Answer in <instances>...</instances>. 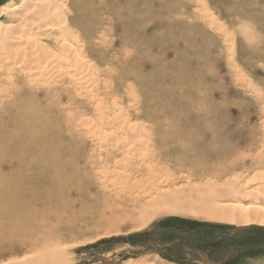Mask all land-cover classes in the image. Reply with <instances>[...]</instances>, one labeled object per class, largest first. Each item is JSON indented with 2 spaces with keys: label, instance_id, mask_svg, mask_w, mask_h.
<instances>
[{
  "label": "rangeland",
  "instance_id": "1",
  "mask_svg": "<svg viewBox=\"0 0 264 264\" xmlns=\"http://www.w3.org/2000/svg\"><path fill=\"white\" fill-rule=\"evenodd\" d=\"M13 1L20 2L0 0V21L11 19L2 7ZM69 4L68 24L76 36L72 44L79 36L81 46L67 52V63L79 55L82 66L77 71L67 66L65 88L70 87L61 104L76 117H55L59 126L46 136L22 134L31 140L24 153L32 160L0 163V203L21 199L37 181L58 177L70 176L68 198L76 201L80 186L87 196L101 193L104 180L122 187L128 179L124 174L134 167L141 171L130 180L147 184L154 173L164 185H172L175 177L186 184L189 176L198 185L224 178L228 168H234L229 175H251L264 167V161L257 163L264 158V0ZM16 67H11L14 73ZM77 72L78 82L72 78ZM131 130L137 134L132 140L127 138ZM105 133H113L114 141L103 140ZM39 137H48L54 149L48 147L50 154L40 161L34 158L39 147L32 144ZM43 162L49 163L48 171L40 168ZM115 206L113 211L102 206L83 210L86 205L75 203L73 211L49 217L44 229L2 244L18 251H6L0 264H264L263 225L170 212L143 225L138 214L125 215V205Z\"/></svg>",
  "mask_w": 264,
  "mask_h": 264
},
{
  "label": "bare ground",
  "instance_id": "2",
  "mask_svg": "<svg viewBox=\"0 0 264 264\" xmlns=\"http://www.w3.org/2000/svg\"><path fill=\"white\" fill-rule=\"evenodd\" d=\"M2 11L11 13V17H9L11 19L7 20L10 22L0 21V78L5 74L4 81L0 80V163H12L18 160L26 163L25 158L29 162L32 160V155L24 153L31 140L23 137L22 134L29 137L45 135L46 132L47 135L59 126L56 124L55 117H60L62 120L63 118L66 120L69 117H76L75 113L65 112L66 108L62 106L61 100L64 99L65 91L70 87L65 88V84H68L66 75L70 73V68L68 69L67 66L75 68L74 71L82 66V60H77L79 55L76 60L74 59L75 63L68 64L67 52H71L72 47L79 48L81 45L79 36L77 41H74V46L72 44L71 37L76 36L68 24L73 12L69 0H20L19 3L13 1L3 6ZM84 63L83 60V66H86ZM12 66L18 67L17 73H14ZM80 73L77 72L72 76L74 81L78 82L77 79L81 78ZM25 99L28 100L23 101ZM107 119L109 120V118ZM73 125L78 127L79 122L74 121ZM56 132L59 134L58 131ZM61 133L58 137L61 136ZM128 134L127 138L131 140L137 136L132 130ZM52 137L50 140L54 139ZM58 137L56 139L59 140ZM101 137L108 141L113 140L115 136L113 133H105ZM47 138L40 139L39 137L36 142H32V144H36L35 148L39 147L34 151V158L38 157L39 161L40 156H46L47 152L50 154L48 149H53L52 146L50 147L51 142L46 140ZM97 140L99 141V138ZM55 141L59 145V142ZM128 141L126 142L129 143ZM125 144L122 145L125 147ZM118 145H115L117 146L115 151H121L119 150L121 147ZM149 153L151 152L149 151ZM53 158H51L52 161ZM148 158L151 159V157ZM263 161L264 158L257 159V163ZM40 165L42 171H48L51 168L48 162H43ZM57 166L59 165L57 164ZM143 166L145 165L143 164ZM233 169L229 171L228 168L224 178L213 177V180L207 179L198 185L191 183L190 176L186 180V184L181 185L178 181L181 178L175 177L172 179L174 182L172 185L169 183L164 185L162 181H157V176L154 173L151 181L147 184V181L144 182L136 178L134 181L130 180L133 178V173L141 171L140 168L134 167L130 172L125 170L127 173L124 175L128 179L125 180L126 184H122V187H117L114 183L107 184V180H104L101 193L100 190L91 195L88 192L89 196H87L88 190L80 186L77 191L75 190L78 195L76 201L68 198L71 192L68 191L69 187L66 189V186L72 182L70 176L50 178L51 181L48 182L39 179L40 181L27 187V191L23 194L24 196H21V199L17 197L18 200L12 199V202L0 203V256L6 251H18L13 247L3 248L2 244L9 242L8 240L19 239L20 236L21 238L27 237L30 233L42 229L47 225L49 217H58L60 211L67 208H71L73 211L75 203L86 205L83 210L89 206H102L104 211L105 209L113 211L115 205H125L124 208H127L124 212L125 215L138 214L139 224L143 225H146L153 217L170 212L239 226L251 224L264 226V167H258L251 175L237 173L229 175ZM14 170L16 171V168ZM53 170L58 171L55 168ZM178 184L180 185L178 186ZM1 194L2 190H0V196ZM40 205L42 209L39 208ZM50 248L48 245L43 247L44 250ZM110 264H136V262L125 260L121 263L110 262Z\"/></svg>",
  "mask_w": 264,
  "mask_h": 264
}]
</instances>
